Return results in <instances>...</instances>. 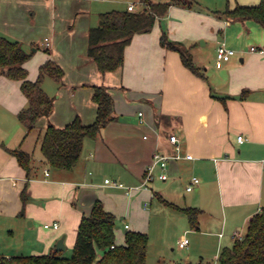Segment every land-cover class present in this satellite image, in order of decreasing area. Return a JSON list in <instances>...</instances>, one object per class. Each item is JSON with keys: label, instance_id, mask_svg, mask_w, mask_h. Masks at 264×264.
<instances>
[{"label": "crops", "instance_id": "crops-1", "mask_svg": "<svg viewBox=\"0 0 264 264\" xmlns=\"http://www.w3.org/2000/svg\"><path fill=\"white\" fill-rule=\"evenodd\" d=\"M86 1L0 0V36L19 42L30 55L23 65L27 79L34 81L47 60L64 72L60 83L44 78L42 88L53 99V110L48 117L39 118L28 133L17 118L27 107L21 81L8 79L0 71V227L6 225L9 234L19 238L14 247L19 255L56 252L62 236L65 250L73 248L80 219L96 200L115 219L120 217L112 199L101 196L99 189L122 190L131 197L137 190L127 193L111 183L140 185L155 151L174 153L168 137L175 135L181 153L188 158L167 163L165 181L169 186L162 194L170 200H164L198 209L197 230L201 227L205 233L217 235L220 250L228 247L219 246L221 240L230 239L232 245V236L241 234L249 219L264 207V29L252 20L222 19L226 25L235 22L238 26L235 47L226 45L236 51L237 58L232 56L217 68V33L223 26L219 18L206 7L172 5L149 32L132 37L120 68L101 74L87 55L88 30L96 27L92 18L99 20L101 13L92 17ZM251 30L257 44L244 49L238 40ZM163 31L171 41L190 52L193 49V63L204 70L206 81L182 65L178 52L161 46ZM206 37L212 41L210 60L199 58L195 44V39L204 38L207 42L201 40V46L206 45ZM250 47L263 53L251 52ZM97 85L108 88L116 120L96 139L84 140L72 170L49 166L40 151L45 128L48 124L64 127L76 117L85 125L93 123L92 86ZM238 136L244 138L242 143ZM16 149L31 156L28 175L11 154ZM105 171L112 178L104 176L101 183L98 180ZM192 177L199 183L187 191ZM184 179V191L176 194L175 187L182 186ZM138 190L147 193L140 194L143 199L151 192L149 188ZM125 222L122 219L124 229ZM53 223L58 224L57 229L51 227ZM45 224L50 227L44 228ZM14 255L0 252L4 257Z\"/></svg>", "mask_w": 264, "mask_h": 264}, {"label": "trees", "instance_id": "trees-1", "mask_svg": "<svg viewBox=\"0 0 264 264\" xmlns=\"http://www.w3.org/2000/svg\"><path fill=\"white\" fill-rule=\"evenodd\" d=\"M193 3L194 0H141V8L135 11L126 9L101 13V24L88 30V57L101 74L117 70L123 65L124 49L135 34L149 32L155 21L166 15L170 6L197 8ZM212 13L219 19L231 22L252 20L264 29V0L256 5L237 4L233 8L227 7L224 11ZM160 44L167 50L178 52L182 65L206 81L204 70L194 65L188 48L171 41L164 31ZM29 56L19 42L0 36V71L8 79L21 81L20 89L27 100V107L18 113L17 118L28 133L34 129L39 118L48 117L53 110V99L42 88L44 78L50 77L60 83L64 76L60 66L47 60L40 66L37 78L34 81L28 80L23 65ZM219 99L224 100L223 97ZM92 101L96 105L93 123L85 125L76 117L64 127L48 124L45 128L40 151L49 166L72 170L81 156L84 140L96 139L110 122L116 120L114 101L108 88L92 86ZM11 154L28 175L30 154L21 149L13 150ZM21 199L24 204V190ZM159 199L184 213L190 229H198V209L179 207L161 197ZM114 229L115 216L96 200L90 212L80 219L70 257L65 258L57 253L0 256V264H146L148 235L140 231H126L124 242L117 245ZM217 261L218 264H264V207L249 219L241 238L233 239L231 246L220 250Z\"/></svg>", "mask_w": 264, "mask_h": 264}, {"label": "rangeland", "instance_id": "rangeland-1", "mask_svg": "<svg viewBox=\"0 0 264 264\" xmlns=\"http://www.w3.org/2000/svg\"><path fill=\"white\" fill-rule=\"evenodd\" d=\"M165 1V0H155ZM197 5H196V3ZM254 2H260V0H194V6L199 9L204 7L209 8L210 14L214 11H224L227 7L233 8L238 5H253ZM128 4L135 5L136 9L141 8V0H88L86 1V7L90 10L92 17L97 13H104L111 10H126ZM256 4V3H255ZM97 26L99 20L92 18ZM222 23V28L217 33L218 42H224L227 46L235 47L233 43L236 42V30L238 27L235 22L233 24L226 25L222 19H217ZM255 23V22H254ZM250 28L249 23L246 24ZM258 25V24H257ZM228 26H230L228 28ZM259 27V26H257ZM240 29V28H238ZM251 33L243 39H239L244 49H247L251 45H256V33ZM208 43L201 46V40L207 42L204 38L195 39V44L199 52V58L210 60L212 55V41L209 37ZM193 54V49L191 52ZM198 56V55H197ZM216 57V53H215ZM234 59L235 56L233 57ZM106 175L98 180L103 183L104 176L111 179V175L105 171ZM125 185H128L125 181H122ZM185 179L181 181L180 187H175L176 194H180L184 191ZM165 186H169L166 181H161L154 178L149 184L148 188L151 190L146 199L141 198L142 191H134L132 196H126L122 190L117 189H99L102 191L101 196L106 195L110 197L114 203L115 208L118 211V216L115 219V243L117 245L122 244L123 235L126 231H144L149 238L148 252L146 258V264H218L217 257L220 252V247H217V235L211 236L205 233L201 227L199 230L190 229L187 217L176 210L171 205L165 204L159 199V195H162L161 199H169L170 197L162 194V189ZM172 198V197H171ZM170 200V199H169ZM144 203L146 205L144 206ZM171 203V202H169ZM175 205L174 203H171ZM122 219H125V223L130 226V229H124ZM28 226V224H26ZM6 225L0 227V252L2 254L19 255V251H15L14 247L18 245L19 238L9 234V230L5 228ZM5 228V229H4ZM206 228V227H204ZM209 229V228H208ZM212 230V229H210ZM209 231V230H205ZM246 228L241 234H245ZM35 232V231H33ZM204 232V233H203ZM240 234V235H241ZM181 238L188 239V245L184 249L178 248V241ZM217 244V246H216ZM231 240H221L219 246H230ZM6 250V251H5ZM52 253H58L53 251ZM24 254V253H23ZM29 254V253H25ZM62 257H70L72 254V247L67 248L64 251L58 253Z\"/></svg>", "mask_w": 264, "mask_h": 264}, {"label": "built area", "instance_id": "built-area-1", "mask_svg": "<svg viewBox=\"0 0 264 264\" xmlns=\"http://www.w3.org/2000/svg\"><path fill=\"white\" fill-rule=\"evenodd\" d=\"M127 10L128 11H135L136 10L135 5H133V4L128 5ZM250 51L251 52H257L260 54L263 53V50L257 49L255 47H250ZM235 54H236L235 50L228 48L224 42H220L217 49H216V57H215L216 67L220 68L224 63L228 62L230 60V58L232 56H234ZM138 115H139V117H141L142 113L139 112ZM237 140H238V142L242 143L244 138L242 136H238ZM168 141H169V143H171L174 146V153L168 155V154L161 153L159 151H155L153 156H152L151 164L146 168L142 182L140 185H138L136 187H127L121 183H111V185L113 187L124 189L127 193H130L132 190L147 189L148 184L154 178L161 180V181H165L166 180L165 169H166L167 163L170 160H180V159L188 158L187 155H183L181 153V148L178 144L179 140L175 135H169ZM156 169L159 170L158 173H155ZM105 183L109 184V180H105ZM198 183H199V179L196 177H192L190 179L188 186L186 187V190L191 191L193 186L198 184ZM49 227H50L49 224L44 225V228H49ZM51 227L53 229H57L58 224L53 223L51 225ZM127 228H128V226L125 225V229H127ZM238 238H241V235L239 233H235L232 236V239H238ZM187 244H188V239L187 238H181L180 241L178 242V247L182 249V248H185L187 246Z\"/></svg>", "mask_w": 264, "mask_h": 264}, {"label": "water", "instance_id": "water-1", "mask_svg": "<svg viewBox=\"0 0 264 264\" xmlns=\"http://www.w3.org/2000/svg\"><path fill=\"white\" fill-rule=\"evenodd\" d=\"M100 24H101V21L99 22V25ZM63 241H64V237L63 236L57 241V244H56V251L57 252L65 250V246L63 244Z\"/></svg>", "mask_w": 264, "mask_h": 264}]
</instances>
